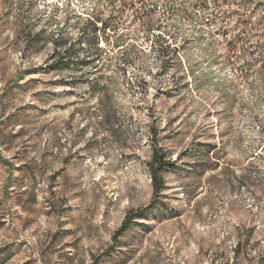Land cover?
Listing matches in <instances>:
<instances>
[{"label": "rangeland", "instance_id": "1", "mask_svg": "<svg viewBox=\"0 0 264 264\" xmlns=\"http://www.w3.org/2000/svg\"><path fill=\"white\" fill-rule=\"evenodd\" d=\"M0 264H264V0H0Z\"/></svg>", "mask_w": 264, "mask_h": 264}, {"label": "trees", "instance_id": "2", "mask_svg": "<svg viewBox=\"0 0 264 264\" xmlns=\"http://www.w3.org/2000/svg\"><path fill=\"white\" fill-rule=\"evenodd\" d=\"M36 37L38 36H34V38ZM164 44V41H162L160 45L161 49H164ZM67 54L68 52H66V50H60L59 52H56L54 56V65L56 67H59L61 65H67V67H71L72 65L70 64V62L73 60H71V56L69 58ZM172 168L173 164L167 153L155 144L153 149V157L149 164L153 193L155 196H160L161 193L165 191L166 181L164 173H166ZM145 211L146 209H141L139 212H131L127 214L122 222V225L114 234V237H118V235H120L129 227V225L134 219L140 217L141 215H144Z\"/></svg>", "mask_w": 264, "mask_h": 264}]
</instances>
